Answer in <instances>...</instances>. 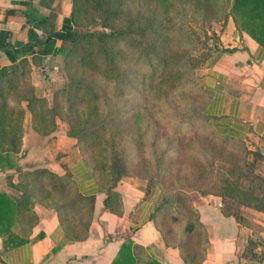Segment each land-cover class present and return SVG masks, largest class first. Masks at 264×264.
<instances>
[{"label": "crops", "instance_id": "crops-1", "mask_svg": "<svg viewBox=\"0 0 264 264\" xmlns=\"http://www.w3.org/2000/svg\"><path fill=\"white\" fill-rule=\"evenodd\" d=\"M72 6L73 0H0V69L22 59L31 63L32 70L39 68L33 60L46 66L55 57L54 50L64 45L57 33L74 29ZM48 36L47 43L36 44L31 52H14ZM219 42L228 52H222L200 72L201 113L214 120L211 129L216 132L249 140L251 150L264 160V49L245 31H239L231 17L219 32ZM40 73L44 82V73ZM21 105L25 108L24 102ZM29 116L24 113L16 165L21 171L41 168L63 176L61 164H65L79 192L94 195L93 214L87 237L70 242L54 208L38 202L21 206L18 173L0 169V264H111L128 240L138 247L136 264H148L149 260L184 264L178 250L166 246L154 222L148 220L160 204L154 188L145 196L143 182L122 179L114 189L120 197L121 214L110 212L104 208L105 194L89 165L74 154L76 141L66 135V126L59 121L53 134L42 136L32 129ZM57 154L68 156L62 161ZM189 195L207 233L201 264H264L263 202L257 198L259 204L241 205L240 211L231 212L241 217L237 222L223 213L219 194Z\"/></svg>", "mask_w": 264, "mask_h": 264}, {"label": "trees", "instance_id": "trees-1", "mask_svg": "<svg viewBox=\"0 0 264 264\" xmlns=\"http://www.w3.org/2000/svg\"><path fill=\"white\" fill-rule=\"evenodd\" d=\"M80 2L86 4V8H80ZM119 5L118 0H73V25L76 24V16L88 9L99 19L100 29L85 32L63 29L57 33L61 41L71 44V49L59 47L53 54L70 56L69 60L75 68L66 72V81L53 92L50 100L36 95L34 87L23 82L26 68L30 65L28 60L22 59L0 69V169L11 168L18 173L19 183L16 189L23 194L21 206L38 202L54 208L64 226L65 238L70 242L87 237L94 195H82L79 192L65 164H61L65 171L63 176L41 168L33 171L20 170L15 159L20 153L23 135L24 107L21 104L25 103V108L31 115V127L38 134L50 135L56 130L55 122L59 119L67 124L68 137L77 144H85L92 154L95 152L94 164H84L89 165L95 183L105 194L104 208L120 215L121 201L114 189L119 181L133 176L134 170L125 161L126 152H121L119 127L111 126L108 122L111 114L106 108L109 82L115 84L116 88L119 84L127 83L122 72L129 64L124 63L123 59L126 58V52H130V57L135 60L134 67L137 65L136 60L140 58L151 57L156 61V74L152 72L147 76L150 80L153 76L158 78L159 83L167 85L171 91L178 87L182 92L184 86H190L185 77V66H172L173 53L170 50H166L164 56L159 53L160 43H170L167 34L163 36V32H157L159 29L154 25L152 17L136 20L130 16L125 17V14L122 16L123 11ZM164 11L167 13L166 9ZM229 17L239 31H245L264 49V0H230L224 19ZM111 19L114 21H110ZM155 36L162 37V41L158 42ZM49 39L50 36L14 52H31L33 46L47 43ZM120 44L125 45L126 49H119ZM222 52L228 51H219L209 66ZM199 114L205 127L209 129L210 138L242 141L211 129L216 124L211 118L202 115L200 105ZM135 126L134 124L133 127ZM163 131L167 132L166 129ZM173 132V140L178 147L175 159L178 165H169L171 162L162 155L155 160L156 165L150 173L140 177L147 180L145 196L150 189L156 188L155 193L160 199V204L150 213L148 220L154 222L165 245L178 250L184 264H201L205 257L207 233L199 222L198 211L193 206L189 193L194 191L201 196L210 194V190L206 189L211 177L208 170H214L215 165L212 159H200L186 154L193 149V144L200 143L198 138L186 139L179 126ZM205 177L206 184L201 183ZM158 178H161L159 182ZM250 183L253 184V181ZM236 185L241 187L238 183ZM246 190L257 192L264 198L261 185L257 188L249 186ZM223 213L232 215L237 222L241 221V217L232 214L229 209L224 208ZM248 245L251 248L253 244L249 242ZM137 249L130 240L123 242L111 264H136ZM148 264L159 263L149 260Z\"/></svg>", "mask_w": 264, "mask_h": 264}, {"label": "rangeland", "instance_id": "rangeland-1", "mask_svg": "<svg viewBox=\"0 0 264 264\" xmlns=\"http://www.w3.org/2000/svg\"><path fill=\"white\" fill-rule=\"evenodd\" d=\"M118 1L123 11L122 16L125 14V17L130 16L136 20L152 17L154 25L159 29L157 32H163V36L167 34L170 43H160L159 53L164 56V52L170 50L173 53L172 66L179 64L185 66L187 71L185 77L190 84L184 86L182 92L178 87L171 91L167 85L159 83L158 78L153 76L150 80L147 77L156 70V61L153 58H140L136 60L137 65L134 67L135 60L130 57V52H126L123 62L129 66L124 67L122 73L127 83L119 84L116 88L115 84L109 82L106 108L111 112L108 117L109 124L118 126L121 131V152H126L125 161L134 170L130 178L146 185L147 180L140 178L141 175L143 177L144 174L150 173L149 171L156 165L155 160L162 155H165V160L171 162L169 165H178L175 162L178 147L173 140V131L179 126L186 139L194 137L200 140V143L193 144V149L186 154L213 160L215 166L214 170H208V175H211L208 183H205L206 177L201 183L206 184V189L210 190V193L222 196L224 208L234 213L240 211L241 205L255 206L259 204L258 199L263 202V196L257 192H249L246 188L249 186L257 188L261 185V189H264V160L251 150L249 140L210 138L209 129L205 127L199 114L200 72L209 66L212 59L223 49L219 42V32L227 21L224 15L227 13L230 0ZM79 6L86 8V4L82 2ZM93 14L87 9L85 13L76 16L74 30L85 32L100 29L99 19ZM158 37L155 36V39L161 42L162 37ZM62 47L69 50L71 44L64 42ZM121 48L126 49L125 45L120 44L119 49ZM69 57L55 55L46 66L31 61L34 66H39L36 68L38 70H32L28 61L30 65L26 68L23 82L32 85L36 95L50 100L53 92L66 81V72H71L75 68ZM41 70L45 76L44 82L40 80ZM26 111L28 110L24 108V113L29 116V111ZM29 117L31 122V115ZM59 121L68 129L67 124L59 119H56L55 123ZM74 154L83 163L94 164L95 152L94 154L89 152L85 144L76 143ZM67 156L57 154V159L65 161ZM160 180L161 178H158L157 182ZM247 223L252 226L250 222Z\"/></svg>", "mask_w": 264, "mask_h": 264}]
</instances>
